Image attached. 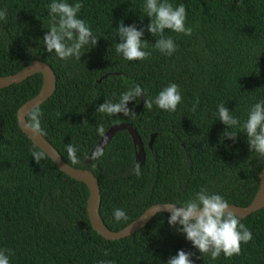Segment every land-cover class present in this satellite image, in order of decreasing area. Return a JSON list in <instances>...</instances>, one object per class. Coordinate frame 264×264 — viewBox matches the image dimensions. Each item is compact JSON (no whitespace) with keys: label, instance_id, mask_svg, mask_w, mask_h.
Returning <instances> with one entry per match:
<instances>
[{"label":"trees","instance_id":"1","mask_svg":"<svg viewBox=\"0 0 264 264\" xmlns=\"http://www.w3.org/2000/svg\"><path fill=\"white\" fill-rule=\"evenodd\" d=\"M51 2L0 0V10L6 9V19L0 21V76L15 74L34 60L52 67L57 86L38 106L43 113L40 132L68 164L98 178L104 224L118 231L150 206H179L201 188L222 195L229 204L249 205L260 188L264 157L249 150L246 133L237 131L235 141L224 135L228 126L218 118V106L225 104L243 124L251 106L264 101V0H168L174 7L185 5L186 27L193 28L190 36L165 30L164 36L176 45L171 56L154 48L159 37L147 31L145 0H67L82 4L78 18L98 43L82 49L80 59L66 61L44 47ZM121 21L144 30L141 39L147 43L143 50L152 53L149 58L128 61L116 53ZM170 83L179 85L182 96L174 112L155 104L148 109L144 102L140 108L141 98L129 102L136 113L132 118L96 112L105 100L118 102L136 85L145 100H154ZM43 84V75L36 73L0 88V249L12 250L10 264H166L181 249L194 253V264H264V208L239 217L252 240L231 258L223 253L216 260L202 257L169 225L165 211L125 238L101 236L88 216L87 184L65 174L47 154L36 163L31 152L42 149L19 126L18 109ZM118 123L138 131L146 154L142 165L127 130L113 135L98 160L90 158ZM101 124L103 134L97 130ZM68 144L77 149L78 163L68 159ZM137 164L139 176L132 171ZM115 209H122L127 219L115 221Z\"/></svg>","mask_w":264,"mask_h":264},{"label":"clouds","instance_id":"2","mask_svg":"<svg viewBox=\"0 0 264 264\" xmlns=\"http://www.w3.org/2000/svg\"><path fill=\"white\" fill-rule=\"evenodd\" d=\"M52 23L49 31L43 36L44 47L48 53H55L60 60H68L71 57L80 59L84 53L82 49L88 50L98 43L97 35H94L85 22L78 18V13L82 4L77 2L70 4L67 0H52L48 5ZM144 13L150 17V23L146 26L147 31L154 37H159L154 43L155 50L161 54L171 56L176 51V45L170 37H165V30L175 33H182L190 36L192 27H186L187 12L184 4L173 6L168 0H145L143 5ZM6 19V9L0 10V21ZM119 42L115 46L117 54H121L128 61H143L149 58L152 53L143 49L147 48L146 40H142L143 29H137L135 24L125 25L120 22L117 28ZM143 89L136 85L121 94L118 102L105 100L100 104L96 112L107 114L108 116L123 114L132 118L136 113L129 108V102L139 103ZM182 96L179 85L170 83L165 86L154 100H145L144 107L152 109L155 104L159 109L174 112L181 102ZM196 103H199L197 99ZM195 105L193 106V111ZM26 127L34 132L41 131L40 117L43 115L38 106H34L27 112ZM60 116V113H57ZM218 118L227 125L224 135L235 141L237 131L246 133L249 150L256 152L259 157H264V101H260L251 106L247 119L240 124L239 120L230 114L225 104L218 106ZM230 128H237L236 131H228ZM98 132L103 134V125H98ZM77 149L67 145L68 159L72 163H78L76 155ZM103 148H97L91 154V159H99L103 156ZM36 163H40L45 157L46 151H32ZM136 176L140 175V166L137 164L133 170ZM172 204L168 209L170 215L168 223L177 232L185 235V238L192 243L201 256L209 255L212 260L220 257L221 253L225 258H231L241 253V244H247L252 240L251 231L240 222V218L230 209L227 200L218 193L209 192L201 188L190 196L183 204L176 206ZM114 219H127L126 213L122 209L114 210ZM109 254L108 250L104 255ZM14 255L11 249H0V264H10L9 257ZM194 253L179 250L175 256L170 257L166 264H194L190 259ZM98 264H114V261H99Z\"/></svg>","mask_w":264,"mask_h":264},{"label":"water","instance_id":"3","mask_svg":"<svg viewBox=\"0 0 264 264\" xmlns=\"http://www.w3.org/2000/svg\"><path fill=\"white\" fill-rule=\"evenodd\" d=\"M41 73L44 78V84L40 93L32 98L31 100L24 103L17 112L18 123L22 131L37 145L39 148L46 151V154L55 162L59 169L71 178L77 179L87 184L89 188V199L87 205L88 216L93 229H95L101 236L108 240H118L132 235L138 230L146 226L149 221L161 211L169 212L168 209L173 203H159L150 206L143 214L137 219L132 221L124 228L114 231L109 229L103 222L100 215V208L102 202L101 188L98 178L89 170L73 167L68 164L58 150L43 136L41 132H34L32 129L26 127L27 123V112L30 111L34 106H40L54 93L57 80L56 75L52 67L41 60H34L30 62L22 70L12 75L0 76V88L11 86L15 83H20L29 78L30 76ZM105 74L102 78L106 77ZM100 78L98 81L100 82ZM46 87V88H45ZM143 93L141 96L140 108L143 107ZM122 130H127L132 136L134 144L138 148L136 161L142 165L145 161V148L142 139L140 138L136 128L129 123H118L110 127L109 131L106 132L104 137L101 139L103 143L99 145L104 148L112 139L113 135ZM156 137V133L151 135L148 146L151 148ZM260 188L257 192L254 200L247 206H238L235 204H229L230 209L240 218L247 217L251 213L264 208V169L260 173ZM178 207V205H176Z\"/></svg>","mask_w":264,"mask_h":264},{"label":"rangeland","instance_id":"4","mask_svg":"<svg viewBox=\"0 0 264 264\" xmlns=\"http://www.w3.org/2000/svg\"><path fill=\"white\" fill-rule=\"evenodd\" d=\"M103 141H104V139H103V140H101V142H100L99 144L101 145V144L103 143ZM99 144H98V146H100Z\"/></svg>","mask_w":264,"mask_h":264},{"label":"bare ground","instance_id":"5","mask_svg":"<svg viewBox=\"0 0 264 264\" xmlns=\"http://www.w3.org/2000/svg\"><path fill=\"white\" fill-rule=\"evenodd\" d=\"M46 88V87H45Z\"/></svg>","mask_w":264,"mask_h":264}]
</instances>
